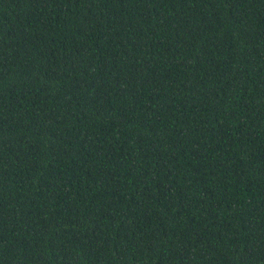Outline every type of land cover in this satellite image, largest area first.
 I'll list each match as a JSON object with an SVG mask.
<instances>
[{"label": "trees", "instance_id": "obj_1", "mask_svg": "<svg viewBox=\"0 0 264 264\" xmlns=\"http://www.w3.org/2000/svg\"><path fill=\"white\" fill-rule=\"evenodd\" d=\"M0 264H264V0H0Z\"/></svg>", "mask_w": 264, "mask_h": 264}]
</instances>
